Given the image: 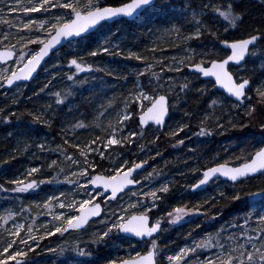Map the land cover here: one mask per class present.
<instances>
[{
	"label": "trees",
	"instance_id": "obj_1",
	"mask_svg": "<svg viewBox=\"0 0 264 264\" xmlns=\"http://www.w3.org/2000/svg\"><path fill=\"white\" fill-rule=\"evenodd\" d=\"M2 1L13 4L19 2V0ZM129 1L100 0L103 6H119ZM22 2L26 4L28 0H22ZM191 2L199 10L201 0H191ZM212 2L221 6L231 2L234 6V14L242 17V20L237 22L235 29H232L226 21L218 16L213 17L212 14H208L199 17L209 27L218 30L220 35L227 36L229 40H236L247 38L257 32H264V0H212ZM157 3L160 5L163 0H157ZM183 5L184 0H167V3H163L162 9L158 7L144 20L110 25V28L114 27L117 30L113 35L116 37L119 35V28L116 25L122 24L125 30L124 43L129 48L126 50L128 53L134 52L141 55L146 60L129 59L128 55L124 54L125 51H122V56L99 55L91 57L83 49L77 48L75 43L67 44L52 55L31 83L18 86L7 92L0 88V210L3 208L13 209L21 217L26 212L30 217L41 211L40 206L46 201L48 195H56L65 189L64 187L68 183L64 182L65 179H62L59 174L60 182L41 184L35 191L33 190L34 192L15 194L12 197L13 200L7 199L13 194L4 192V189L9 191L13 187L10 183L11 180L26 176L25 171L28 166L40 169L39 172L31 176V179L37 181L50 180L60 173L61 169L65 171L66 161L60 155L61 150L67 151L69 155L81 161L76 148L64 144L65 139L73 144L79 143L80 146L88 144L95 136L100 135L104 140L109 131H104L106 135H103L101 127L104 129L105 127L109 129V127L105 124L102 126L101 118L106 117L103 109L113 102V99L106 101V97L103 96L107 93L112 95L117 92L114 109L119 108L123 103L121 93L125 89L134 87L132 81L135 77L134 74L141 70V66L149 63L152 55L157 56L158 53L163 51L166 53L168 50L170 54L180 58L179 56L183 52L186 53L191 48L196 54L202 53L205 49L217 53L210 58L223 59L226 56L224 50L217 52V49L221 47L207 32L198 40L184 39L194 31L195 22L192 21L190 15H185L178 10ZM53 11L56 10L53 9ZM28 17L37 21L48 19L42 13H30ZM8 18L12 22V16ZM226 27L229 29L227 32H225ZM159 30L163 32V34L159 33L161 34L159 43L146 46L149 43L148 36ZM5 32L8 33L7 39H4ZM19 37L18 31H14V27L9 28L7 25L0 24V48L7 46L17 51ZM163 41H165L164 44H162ZM39 46L31 44L29 49L36 52ZM76 53H79L83 57L84 63L91 65L93 69L103 66L104 63L109 64L110 69L107 72H111L112 75H108L107 72L102 73L105 76L100 75L101 72H84L74 76L73 81H69L67 76L75 73V68H69L68 65L72 58H77L74 55ZM193 62H197V58ZM262 65H264V40L256 43L255 48L250 51L241 67H230L235 79L241 77L249 79L252 85L247 92V97L251 99L246 97L240 107L216 91L213 83L202 81L198 76L187 73L188 67H182L181 72H169L168 79L172 78L171 84L178 96L174 93L167 95L170 110L164 129L160 131L150 127L142 131L135 125V132L138 135L132 139L133 143L126 144L122 148H113L114 152L106 156L105 161L90 156L93 162H99L91 174L100 172L104 176L111 175L113 172H110L109 168L114 171L119 164L121 165L120 157L124 156L123 159L128 161L127 167H131L133 163L147 161L145 173H152L149 179L153 189L168 184L169 192L157 193L161 200L157 201L158 207L150 213L151 220L161 219L163 229L156 237L159 248L157 256L159 264H168L164 257L174 254L182 247L194 246V242L205 240L209 235L215 236L219 232V240L221 243H225L230 234L236 236L243 230L254 229V217L248 225L244 226V229L232 225H244L245 218L252 211L248 206L244 192L255 191L257 186L264 185V176L250 178L235 185L216 181L212 184L217 186L207 188L206 191L210 192L211 196L206 199L203 197L205 191L191 193L190 188L199 180L201 171L207 167L218 164L238 166L247 161L250 153L264 146L262 143L264 136H262L260 127L264 123V103L260 102V97L256 92V87L264 75ZM155 69L161 71L162 67L155 66ZM101 77H105L108 86L100 92L96 88L99 87L100 83L97 81ZM129 79L131 82H127ZM140 79L143 84L147 79L153 80L155 85L163 83V79L158 81L155 77L150 78V72L141 76ZM262 82H264V78ZM185 83L189 84V89L185 93H181L180 86ZM45 84H49V87L41 92L40 90ZM90 84L94 87L93 90L86 91ZM198 90H203L204 94L201 95ZM69 91L71 95L67 96L63 103L56 104L55 93L64 97ZM10 92L14 93L10 94ZM213 99L217 100V105L214 108H209ZM43 100H47L50 107L45 104L40 105ZM249 106H255L256 109L252 116L246 115ZM52 107H55V117L51 119L50 124H45L44 121L48 118L46 117L48 114L42 115V112L45 109L50 110ZM186 113L187 115H185ZM34 116H41L43 119L37 122L33 119ZM5 117L7 121H5ZM63 117L68 119L64 120ZM202 121L203 123H201ZM79 124H83L84 127H79ZM217 124H222L223 127H217ZM233 124L236 126L233 127ZM183 125H187L183 131H175L176 127ZM241 125H246V127H241ZM171 127L174 128L176 135H171L169 130ZM201 127H205L211 135L200 136L198 133ZM94 130L96 134H93ZM98 132L101 133L98 135ZM40 140L42 143L47 141L50 144L47 150H53L54 155L50 156L48 152L44 154L36 150V145L40 143ZM180 140H183L184 143L178 144ZM45 155L56 158L57 164L49 168L51 163L50 160H43ZM68 189L70 192L71 188ZM221 192L224 193L223 197L220 195ZM235 194L241 195L242 199L233 200L232 197ZM129 201L135 203L132 200ZM106 204L102 216L90 222L85 229L79 232H68L63 236L55 234L40 240L41 247L30 252L28 259L34 264H61L66 257L59 255V250L76 245L88 248L93 253L92 258L95 260V264H107L109 260L119 262V260L127 258L129 254L134 255L136 251L144 253L147 250V243H137L133 240L121 241L113 238L100 244L92 242L96 233L103 228L101 221L113 212L120 213L127 208L130 216L143 211L141 208H128L130 203H127L125 194L115 200H107ZM181 206L199 207L200 212L199 214L194 213L186 221L170 224L167 213ZM43 219L44 221L49 220L46 216L39 218L41 221ZM46 228L50 229L49 226L41 227L40 225V228L34 230L33 235H36L39 240ZM26 232L27 228L21 232V236L27 238ZM4 237L5 241L11 239L6 238L5 235ZM16 239L18 240V238ZM129 243L132 247H129ZM33 247L35 248V245ZM48 248L57 251L48 252ZM71 255H75V253ZM9 264H14V262Z\"/></svg>",
	"mask_w": 264,
	"mask_h": 264
},
{
	"label": "snow or ice",
	"instance_id": "obj_2",
	"mask_svg": "<svg viewBox=\"0 0 264 264\" xmlns=\"http://www.w3.org/2000/svg\"><path fill=\"white\" fill-rule=\"evenodd\" d=\"M163 3H167V0H163ZM163 3L158 5L157 0H132L131 3H122L119 6H103L100 0H87V3H83L82 0H28V3H23L22 0L7 5L0 2V24L7 25L9 28L17 27L18 32H23L19 39L26 41L24 44V50L20 52L16 58V63L21 64L18 70L16 69H5L0 71V87H12L19 81L29 80L33 74L37 71L38 67L44 61L45 57L56 50L59 47H63L65 42L71 45L75 43L77 48H81L87 52L88 56L96 57L101 54H108L110 56H122V51L119 50L118 45L113 44V41L109 39L111 33L110 25L116 23H129L138 22L148 18L158 7L163 8ZM53 9L56 11L54 12ZM185 15H190L192 21H194V31L189 35L185 36L184 39H199L206 32L211 38L216 40L222 48L217 49L222 51L224 49L230 50V54L226 55V58L216 59L210 58L215 56L216 52H210L205 49L202 53H199L201 59L199 62H193V56L196 55L195 51L184 58L176 61L174 64L167 67V71L181 72L182 66L189 67L194 72L202 74L203 77L212 78L215 81V85L226 90L229 97L234 98L236 106L240 107L243 105L244 99L247 97V92L251 88V82L246 78L234 79V74L230 71V65H240L241 62L245 61L249 55L250 46H254L257 42L264 40V32H257L248 36L247 38H241L236 40H229L227 36L219 34L218 30H215L208 26V24L199 17L212 14L213 17H220L235 29L237 22L242 20L240 15L234 14L233 3L228 2L226 5L221 6L220 4L213 3L212 0H201L199 10H197L191 0H184L182 8L178 9ZM23 14L24 17H28L30 13H42L48 19L39 20L28 18L27 22L22 24V28L13 24L8 17L13 15ZM191 22V21H190ZM35 26V27H33ZM105 30L108 31L109 35H105ZM229 29L226 27L225 32ZM178 31V30H177ZM36 33H45L46 35L41 36ZM95 37V39H93ZM8 38V33L5 32L4 39ZM36 44L41 45L38 52H33L28 49V45ZM95 44V47L92 45ZM215 48V45L213 46ZM77 58H72L69 61V68L74 67L75 73L68 75L69 81L74 80V76L79 73L92 72V71H105L103 68L93 69L91 65H87L83 61V57L79 53L74 54ZM255 55V53H252ZM13 58V51L0 52V61H7ZM127 58L136 60H146L145 57L137 55L134 52H129ZM188 61V63H186ZM264 67V65H262ZM153 65L147 63L143 71L136 73L137 77L144 76L147 72H151V75L158 81L162 78L152 71ZM11 71V74H8ZM164 71V68L161 69ZM108 75H112L111 72H107ZM172 78H169L171 81ZM164 87V84L160 85ZM49 84H45L41 88L43 92ZM137 90L130 94L129 98L126 99V105L129 103H138L141 111L144 109V102L147 101L151 106L147 107V111L143 112L140 116V125H146L149 121H152L155 125L163 126L166 123V117H168L170 105L167 94H153L149 95L144 91V86L137 84ZM169 91L175 93V88L171 84L167 85ZM189 89V84L185 83L180 86V92L185 93ZM201 95L204 94L203 90H198ZM256 92L260 97V102L264 103V82H261L256 87ZM69 91L66 96L61 97L59 93H55L56 104H61L67 96H70ZM178 96V94H176ZM249 100L250 97H247ZM217 105V100H211L209 108H214ZM255 106H249L246 115L252 116L255 112ZM187 115V113L185 114ZM133 113L125 111L119 116L117 125L110 126V135L107 136L106 143L103 144V148L106 150L113 145H119L124 147L126 144L133 143L132 137H136L138 133L134 131H128L127 135H124L125 122L132 118ZM7 121V118H4ZM34 120L39 122L43 119L41 116H34ZM203 123V121L201 122ZM79 127H84L83 124H79ZM236 125L233 124V127ZM187 125L179 127V131H183ZM217 127H223L222 124H217ZM246 127V125H241ZM262 136H264V123L260 125ZM200 136L211 135V133L205 128L201 127L198 133ZM171 135H176V132H172ZM158 139V137H157ZM102 141V137L97 136L91 141V144H96L97 147L90 148L89 150L101 157L105 158V151H101L99 142ZM184 141H178V144H183ZM264 143V141H262ZM64 144L69 146H75L80 148L79 143L73 144L68 139L64 140ZM41 151H45V145H37ZM143 150V146H142ZM82 156H84V164L89 167L95 168L99 162H93L88 159L87 153L81 149ZM60 155L64 159L71 161L73 164H80L74 156H71L67 151L61 150ZM160 155V153H157ZM7 163V161H4ZM147 163L143 161L141 163H133L131 167H127L126 171L121 172V168H124L128 161L125 160L119 168H115L116 175H94L89 178L87 168H81L79 172H72V176L84 177L87 179V184H90L93 188L102 187L107 190H111V196L109 200L116 199L117 194L123 192L127 186L133 184H139L140 181L133 175L134 172L142 168V164ZM57 164V160H52L49 168ZM40 169L32 167L25 174L26 177H31L33 174L39 172ZM63 171V169H61ZM152 173H149V177ZM264 176V146L257 148L254 152L250 153L247 161L240 164L239 166L229 167L226 164H218L216 166L207 167L202 173V178L198 183L191 185L192 190L202 188L209 182L213 181L218 177H224L227 180L232 181L234 184L237 182H243L244 180L255 178L256 176ZM59 173L53 176L50 180L36 179L27 180L25 178H16L10 181L14 186L11 188L12 192L15 193H28L35 190L41 184L44 183H58ZM69 184H78L79 181H73L65 175V181ZM87 184H80V188L83 190V195L88 197L81 199L80 201L73 200L67 204L68 209H75L79 212V215H68L64 218V214L54 215L53 219L59 221L58 225H53L51 229L44 231L40 235L39 240L36 235H33L34 226L32 224L25 225L23 223H13L10 229H7L12 239L4 241L2 250H0V264H9V261L14 264H34L33 261L28 259V254L34 252L36 248H40V240L45 239L47 236L54 234H60L63 236L71 229H82L84 225L89 222L90 217H99L101 215V206L96 203L92 207L89 205L94 199V194L89 190ZM7 191L8 189H4ZM158 192L168 193V184H163L160 188L154 189L144 193L135 203L128 205V208H142L138 214H132L129 216L128 209L125 208L121 213L113 212L105 220L101 221L103 228L99 230L93 243L100 244L113 238L121 241H129L130 238H152L154 234L163 231L161 227V219L156 218L154 222L150 220V213L156 207L157 201L161 200V197L157 195ZM103 195V193H101ZM137 195V193H133ZM220 195L223 197L224 193ZM63 193H61V197ZM244 196L248 198V206L252 209L249 215L244 220V225H232L233 227H239L244 229V226L249 224V221L256 217L258 228L246 229L242 231V240H238L235 246L231 244L225 245L219 240L220 233L218 232L215 236L209 235L205 240L201 242H194L193 247L180 248L175 254H170L164 257L168 264H188L186 258H190V254H197L200 250L215 251V255L208 257L201 262V264H264V185L257 186V190H247L244 192ZM150 198V202L149 199ZM233 200H241L242 197L239 194H235L232 197ZM52 201H60L59 207L64 209L65 203L60 200V197L55 195L49 196L45 201L44 206L47 208L49 203ZM78 204V207H77ZM259 209V210H257ZM199 207L187 208V207H176L172 212H168V222L170 224H177L178 222L185 219V217L195 213L199 214ZM13 213H9L8 217H0V219L11 220ZM46 227V226H45ZM27 228L26 237L21 236V232ZM18 238V240L16 239ZM235 239L233 235L228 236V240L232 241ZM31 241V243H30ZM215 241V242H213ZM19 245H23L20 248ZM35 245V248L33 247ZM129 247L132 245L129 243ZM48 252H56L57 250L48 248ZM75 253V255H71ZM159 248L156 239H151V246L148 248L146 253L136 251L134 255L129 254L125 259L119 260L118 264H159L157 256ZM235 253V254H234ZM59 255L66 257L61 264H95V260L92 258L93 253L86 247L76 245L75 247L69 246L67 248H61ZM107 264H117V261L109 260Z\"/></svg>",
	"mask_w": 264,
	"mask_h": 264
},
{
	"label": "rangeland",
	"instance_id": "obj_3",
	"mask_svg": "<svg viewBox=\"0 0 264 264\" xmlns=\"http://www.w3.org/2000/svg\"><path fill=\"white\" fill-rule=\"evenodd\" d=\"M0 2H2L5 5L11 3V2H7V1L4 3L2 0H0ZM82 2L83 3H87V0H82ZM20 14H22V13H20ZM20 14L19 15H13L11 20H12L13 24H16L18 27L22 28V24L24 22H27V19L29 17H24L23 15H21L22 16L21 17ZM33 27H35V26H33ZM116 27L119 28V35H117L116 37H113V35H109L107 30H105V35H109V39L113 41V44L118 45L119 50L123 51V52L125 51L124 54L128 55V51L126 49H129V48H127V44L124 43V40H125L124 39L125 38L124 31L125 30L123 29L122 24H117ZM110 30H111L112 34H115V32H117V30L114 29V27L110 28ZM14 31H17V27H14ZM160 32H162V30H159L157 33L152 32L150 34V36H148L149 43H147L146 46H148V45H156V43H159V41H160L159 39H160V36H161V34H159ZM18 34L20 36V35H23L24 33L23 32H18ZM36 34L37 35H41V36L46 35L45 33H36ZM162 34H163V32H162ZM164 42L165 41H163L162 44H164ZM25 43H26V41H21L19 39V42H18L19 48H17V51H16L17 55H16L14 61H12L9 64L3 65V66L0 65V71H3L5 69H10V70L11 69H17V68H19L21 66V64H17L16 63V58L19 56L20 52L24 50L23 46H24ZM162 44H161V46H162ZM94 47H95V44H94ZM0 49L13 50L12 48L7 47V46H6V48L3 47V48H0ZM28 49H29V45H28ZM161 51H163V50H161ZM192 52H193V49L190 48L186 53L183 52L179 56L180 58H178L177 56H175L173 54H170V52L168 50H167L166 53H165V51H163L161 53H158L157 56L156 55H152V58L149 61V63H151L153 65L152 71L156 72L163 79V83L160 82L159 84L155 85V84H153L154 83L153 80L147 79L145 81V83L143 84L141 79H140L141 77L138 78L137 75L134 74L135 77H134V80H132L134 87L129 88L127 90L125 89V91L121 93L122 94V99L121 100H122L123 103L120 105L119 108L114 109L115 108V96H116L117 92H114L112 95H109L111 93H107L105 96H103V97H106V101H110V100L113 99V102L109 103V105L104 107V109H103L104 115H106V117L101 118V121H103V123L101 122V124H102V126H103V124H105L107 127H109V129L106 128V127H105V129L101 127V131H102L103 135H106V133H104V131H109L108 135H110V126L117 125V121H118L119 116L122 115L126 110L131 112V113H133V116H132V118H130L128 121L125 122L124 135H127L128 131H130V130L135 132V127L134 126L137 125V118L142 113V111H141V108H140L138 103L133 102V103H129V104L126 105V103H125L126 99L129 98L131 93H133L135 90H137V87H136L137 84L143 85L144 86V91L146 93H148L149 95H153V94H167V95H171L172 92L169 91V88L167 87V85L171 84V81L169 82V79H168V76H167V74L170 72V71H167V67L172 65V64H174L176 61H179L180 59L184 58L186 55L191 54ZM101 55L110 56L108 54H101ZM195 58H197V62H199V60L201 59V56L199 55V53L193 56V60ZM186 63H188V61H186ZM155 66H157V67L161 66L162 68H164V71L162 72V71L156 70ZM145 67H146V64L141 66V70L140 71H143L145 69ZM97 68H103V69H105V71H92V73L101 72L100 75H103L102 73L107 72L110 69V66H109V64L104 63L103 66H101V67L99 66ZM8 74H11V71H9ZM103 76H105V75H103ZM151 77H153V76L151 75V72H150V78ZM263 78H264V75H263ZM262 79H261V82H262ZM97 82H99L100 84L98 85L99 87H98V89L96 88V90H98L100 92H101V90L104 91L106 89L105 87L108 86L105 77H101V79L99 81H97ZM127 82H131V79H129ZM0 83H2V82H0ZM161 84H164L165 86L161 87L160 86ZM0 88H2V87H0ZM93 88L94 87L91 86V84H90L89 86H87L86 91L93 90ZM129 90H130V92H128ZM7 91H11V90H6V92ZM13 93L10 92V94H13ZM42 104L49 105V102L47 100H43V102L40 105H42ZM149 105L150 104L147 101L144 102L143 112L147 109V107ZM48 107H50V105ZM45 114L46 115L48 114V116H46L48 118L45 117L46 121H44V122H45V124H50L51 121H52L51 119H53L55 117V107H52L50 110H47V109L43 110L42 115H45ZM63 119L65 120V119H68V118L67 117H63ZM178 129H179V127H176L175 131H178ZM169 130H170L171 133L174 132V128L173 127H171ZM100 133L101 132H98V135ZM93 134H96L95 130L93 131ZM107 136H105L104 140L99 142V146H100L101 151H105V158L104 159H101V157L99 155H97V154H95V153H93V152H91L89 150L90 148L97 147L96 144H91V142H88V144L86 143V144L80 146V148H77V147L74 146L76 148V150L79 152L78 153L79 154L78 157L81 159L80 164H73L71 161H68V160L65 159V161H66V169H65V171H61L59 174L62 176V179H65V175H67L70 180H73V181H77L78 180L79 183L78 184H76V183L69 184L68 183V185L66 187H64L65 189L61 190L60 192H58L55 195L57 197H60V200L65 203L66 207L64 209H61L59 207V202L60 201H52V202L49 203L47 208L44 206V204H45V202H44L40 206L41 207L40 208L41 211L39 213L33 215V216H30V217L27 215L26 212H24L23 216L21 217V215H19L15 211H13V209L3 208V210H0V217L7 218L9 213H13V218L11 220H7L6 221V219H0V250H2V245H3L4 241H5V237H4L5 233H7V237L6 238H11L12 239V237H10L9 232L7 231V229H10L13 226V223H23L25 225L32 224L34 226V230L39 228L40 224L43 227L49 226V228L51 229L53 225H58L60 223L59 221H56V220L53 219L54 215L64 214V218H66L68 215H77L78 212L75 209H68L67 208V204L71 203L73 200L80 201L81 199L88 198V197L83 195V190L79 186L80 184H87V179L84 178V177L72 176V172H79L81 170V168H87V171L90 174L89 178L91 176H94V175H102V174H100V172L95 173V174H91V172L95 168L89 167L88 165L84 164V159L85 158L80 153H81V149H83L87 153L88 159L90 161H93V159L90 156L97 157L98 160L105 161L106 158H107L106 156H108V155H110L111 153L114 152V151H112L113 148H116V147L117 148H122L119 145H113V146H110V148L105 150L103 148V144L106 143ZM154 136H156V135H154ZM96 137L97 136H95V138ZM90 138L93 139V137H90ZM133 138H135V137H132L131 139H133ZM42 140H44V139H42ZM42 140H40V143H37V145H40V144L45 145L46 150L45 151H41V149L39 147H37V145H36V150H38L39 152H43L44 154H46V152H48V154L50 156L54 155L53 150H51V151L47 150L50 147V144L47 141H43V143H42ZM49 155H45L43 157V160H50V163H51V161L55 160L56 158L49 157ZM123 158H124V156L120 157V159H122L121 164L123 163V161H125ZM143 164L145 165V169H147V163H143ZM119 167H120V164H119V166L117 168H119ZM30 168H32V166H28L27 167V170L25 171V174L28 172V170ZM36 168H38V167H36ZM145 169L141 173H139L137 175V177H136V179L140 181L138 186L134 190L132 189V190L128 191L127 193H125L126 201H127L128 204L129 203L131 204V201H129V200H132L133 202H136L140 197H142L144 195V193H146L148 191H151V190H154L152 188L153 186L150 183V179H149V173L150 172L149 173L148 172L145 173ZM67 170H69V171H67ZM125 170H127V165L124 168H121V172H123ZM109 171L113 172V173H111V175H116L115 169H114V171H111V168H109ZM21 178H25L27 180H31V177L23 176ZM213 183H215V182H213ZM89 185L90 184H87L89 190L92 191L93 194H94V199H92V203L90 205H93L95 203H100V204L103 205V208L106 207V205H107L106 202L108 200L107 197L102 196L101 195V191L91 190ZM210 186L214 187V186H217V185H213L212 184ZM68 188H71L70 192H69ZM4 192H5V190H4ZM6 192L8 194H13L11 197L7 198V199L11 198V200H13L12 197L15 194H19V193L12 192L11 190L6 191ZM61 193H63L62 197H61ZM65 193H66V195H65ZM133 193H137V195H133ZM204 193L205 194L203 195V197L205 199L208 198L209 196H211L210 192L205 191ZM5 195L7 197V194H5ZM49 196H53V195H48L46 200L48 199ZM120 196L122 197V195H120ZM148 199H149V202H150V198H148ZM14 200H16V199L14 198ZM247 200H248V198H247ZM77 207H78V204H77ZM193 215H194V213L189 215V216H187V217H185V219L182 220V221H186L187 219H190ZM44 216L49 218V220H45V221H44V219H43V221L39 220V218H42ZM253 217H254L253 221L255 223L253 228L256 229V228H258V224L256 222V217L255 216H253ZM152 221L154 222L155 220H152ZM182 221H180V222H182ZM259 227H264V226H259ZM47 237H50V236H47ZM234 237H235V239H233L232 241H229L227 239L224 244L225 245L231 244L232 246H235L238 240H242V233L238 234V235H236ZM201 241H203V240H199L198 242H201ZM150 246H151V242H147V250H148V248ZM19 247L23 248L24 246L23 245H19ZM185 247H193V246H185ZM215 251H217V250H209V251L200 250L195 255L190 254V258H186V259L188 260V264H201V262L203 260H205L206 258L214 256L215 255ZM9 263H13V262L9 261Z\"/></svg>",
	"mask_w": 264,
	"mask_h": 264
},
{
	"label": "water",
	"instance_id": "obj_4",
	"mask_svg": "<svg viewBox=\"0 0 264 264\" xmlns=\"http://www.w3.org/2000/svg\"><path fill=\"white\" fill-rule=\"evenodd\" d=\"M131 2H132V0H130V1L127 2V3H131ZM66 45H67V42H65V44H64L63 47H59V46H58V48H57L56 50H53V51L49 54V56L45 57L44 61H42L41 65L38 67L37 71L33 74V76H32L29 80H27V81H19V82H17L16 84H14L12 87H7V86H5V87H2V89H3V90H11V89H13V88H15V87H17V86H20V85H26V84L31 83V82L36 78V76L38 75L39 71H40L41 68L44 66V64H45V63H46V62L52 57V55L55 54L56 52H58L59 50L63 49ZM255 46H256V44H255L254 46H250V50H252L253 48H255ZM40 47H41V45H40ZM40 47H39V48H40ZM220 47L222 48V46H220ZM5 51H9V49H0V52H5ZM12 51H13V50H12ZM38 51H39V49L37 50V52H38ZM224 51L227 52V55L230 54V50L224 49ZM15 56H16V53H15V51H13V58L10 59V60H7V61H0V65H5V64H8V63L12 62V61L14 60ZM247 57H248V56H247ZM247 57H246V59H247ZM225 58H226V57H225ZM246 59H245V60H246ZM244 62H245V61L241 62L240 65L232 64V65H230V66H234V67H236V68H239V67H241V66L244 64ZM21 67H22V66H21ZM19 68H20V67H19ZM19 68H18V69H19ZM18 69H17V70H18ZM187 73L192 74V75L199 76V78H200L202 81H209V82H212L213 85H214V87H215V89H216V91L222 93L226 98H228L229 100L235 102V101H234V98L229 97V95H228V93L226 92L225 89H223V88H221V87L215 85V81H214V79H212V78H207V77H203L202 74H199V73L194 72V70H192L191 68H187ZM234 79H235V78H234ZM235 103H236V102H235ZM150 106H151V105H149L148 107H150ZM146 111H147V109H146L144 112H146ZM142 114H143V112H142V113L138 116V118H137V125L139 126V128H140L141 130H145V129H147L148 127H151V126H152V127L156 128V129H159L160 131H162L163 128L165 127L166 123H167L168 118H169V114H168V117H166V123H165L163 126H159V127H158V126L155 125L152 121H149L148 124L141 126V125H140V116H141ZM226 165L229 166V167H234V166H231V165H228V164H226ZM238 166H239V165H238ZM144 169H145V165L142 164V168L139 169V170H137L136 172H134L133 175L136 177V176H137L139 173H141ZM205 170H206V169H205ZM203 171H204V170H203ZM203 171H201V173H200V178H199V180L202 178V173H203ZM258 176H259V175H258ZM256 177H257V176H256ZM199 180H198V181H199ZM218 180H220V181H224V182H227V183L232 184V185H235V184L239 183V182H237V183L234 184L232 181L227 180V179L224 178V177H218V178L214 179L213 181L209 182L208 184H206L205 186H203L202 188L196 190L195 192L192 190V188H190V192H191V193H200V192H204V191L207 189V187H208L212 182H215V181H218ZM198 181H197L196 183H198ZM244 181H245V180H244ZM196 183H195V184H196ZM89 186H90L91 190L101 191V193H103L102 196H107L108 198L111 196V190L109 189V190L105 191V189L102 187V185L99 186L98 188H93L91 185H89ZM137 186H138V184H133V185L127 186V187L124 189L123 192H120V193L117 194V197H119L120 195L126 193L127 191H130V190L136 188ZM117 197H116V198H117ZM113 200H114V199H113ZM95 204H96V203H95ZM95 204H93V205H95ZM99 204H100V203H99ZM93 205H90L89 207H92ZM100 206H101V204H100ZM102 213H103V208H102V206H101V215H100L99 217H90V218H89V222H88L86 225H84V227H83L82 229H71V230H69V232H78V231H81V230L85 229V228L87 227V225H88L90 222L99 219V218L102 216ZM79 214H80V213L78 212V215H79ZM67 233H68V232H67ZM159 233H160V232L154 234V236H153L152 238H144V239H141V238H135V237H132V238H130V240H133V241L138 242V243H141V242H149V241H151V239L156 238V237L159 235ZM146 252H147V251H146ZM146 252H145V253H146ZM117 264H118V262H117Z\"/></svg>",
	"mask_w": 264,
	"mask_h": 264
}]
</instances>
